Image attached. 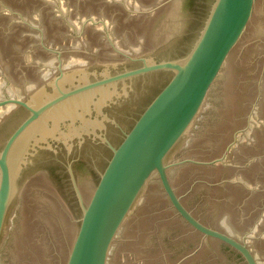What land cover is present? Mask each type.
<instances>
[{"label": "water", "instance_id": "1", "mask_svg": "<svg viewBox=\"0 0 264 264\" xmlns=\"http://www.w3.org/2000/svg\"><path fill=\"white\" fill-rule=\"evenodd\" d=\"M0 264H264V0H0Z\"/></svg>", "mask_w": 264, "mask_h": 264}]
</instances>
